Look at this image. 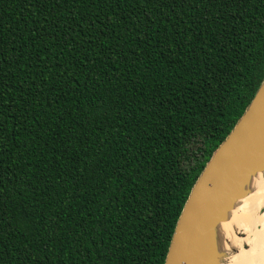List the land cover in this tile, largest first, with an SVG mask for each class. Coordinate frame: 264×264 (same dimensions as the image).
<instances>
[{
  "label": "trees",
  "instance_id": "1",
  "mask_svg": "<svg viewBox=\"0 0 264 264\" xmlns=\"http://www.w3.org/2000/svg\"><path fill=\"white\" fill-rule=\"evenodd\" d=\"M264 81V0H0V264H165Z\"/></svg>",
  "mask_w": 264,
  "mask_h": 264
},
{
  "label": "water",
  "instance_id": "2",
  "mask_svg": "<svg viewBox=\"0 0 264 264\" xmlns=\"http://www.w3.org/2000/svg\"><path fill=\"white\" fill-rule=\"evenodd\" d=\"M264 81L233 131L214 153L193 187L178 220L165 264H222L238 252L217 250L213 236L234 205L248 197L245 177L258 174L254 160L264 158ZM238 237L245 241L246 234ZM242 245L248 246L247 243ZM228 253V254H227Z\"/></svg>",
  "mask_w": 264,
  "mask_h": 264
},
{
  "label": "bare ground",
  "instance_id": "3",
  "mask_svg": "<svg viewBox=\"0 0 264 264\" xmlns=\"http://www.w3.org/2000/svg\"><path fill=\"white\" fill-rule=\"evenodd\" d=\"M264 148V140L260 142ZM261 167V172L245 177L243 190L250 194L244 200L237 202L227 215V220L214 231L217 250L226 248L232 251L238 247V252L222 264H264V158L253 161ZM239 232L246 234L245 241L238 237ZM247 243L248 246L242 245Z\"/></svg>",
  "mask_w": 264,
  "mask_h": 264
},
{
  "label": "rangeland",
  "instance_id": "4",
  "mask_svg": "<svg viewBox=\"0 0 264 264\" xmlns=\"http://www.w3.org/2000/svg\"><path fill=\"white\" fill-rule=\"evenodd\" d=\"M263 210H264V209H263ZM260 215H264V213L261 212Z\"/></svg>",
  "mask_w": 264,
  "mask_h": 264
}]
</instances>
